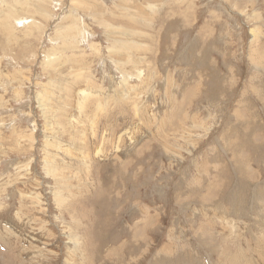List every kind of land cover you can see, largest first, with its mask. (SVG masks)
Masks as SVG:
<instances>
[{"label":"rangeland","instance_id":"374dc122","mask_svg":"<svg viewBox=\"0 0 264 264\" xmlns=\"http://www.w3.org/2000/svg\"><path fill=\"white\" fill-rule=\"evenodd\" d=\"M0 264H264V0H0Z\"/></svg>","mask_w":264,"mask_h":264},{"label":"bare ground","instance_id":"6f19581e","mask_svg":"<svg viewBox=\"0 0 264 264\" xmlns=\"http://www.w3.org/2000/svg\"><path fill=\"white\" fill-rule=\"evenodd\" d=\"M256 34V33H255ZM79 79V78H78ZM64 170V169H63Z\"/></svg>","mask_w":264,"mask_h":264}]
</instances>
